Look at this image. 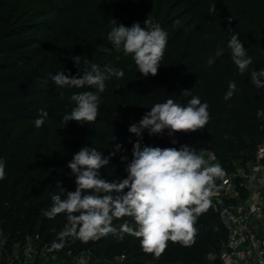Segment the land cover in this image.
<instances>
[{"label":"trees","instance_id":"trees-1","mask_svg":"<svg viewBox=\"0 0 264 264\" xmlns=\"http://www.w3.org/2000/svg\"><path fill=\"white\" fill-rule=\"evenodd\" d=\"M72 1L29 0L22 5V0H16L12 6L11 0H0V160L6 172V178L0 180V216H4L0 234L12 219L33 223L50 208L51 196L58 192L57 181L65 190H75V177L67 165L81 146L95 147L108 155L121 145L109 166L101 169V176L109 181L126 178L133 144L141 139L128 131L129 126L138 123L154 104L169 98L186 105L191 96H182V90L189 89L192 96L208 104L210 119L200 131L177 133L181 145L218 153L225 165L232 158H255L259 146L264 145V117L256 115L264 109V90H257L250 79L252 70L264 69V0H103L97 4V15L88 7L92 0L70 10ZM98 16L107 23L108 33L112 19L126 27L135 22L143 27L150 17L168 33L165 55L156 76L143 77L135 65L134 85L124 77L107 81L95 122L65 124L63 117L75 106L71 96L95 89L59 88L51 77L62 70L66 75H83V67L91 70L93 64L101 69L109 64L120 69V51L108 38L96 58L87 53L94 48L87 28L95 30ZM233 33H239L253 60L243 76L227 48ZM218 48H223V55L215 57ZM76 56H80L79 68ZM210 56L216 61L212 65L208 64ZM233 81L237 91L226 100ZM65 88L72 92L69 101L74 105L70 107L64 102ZM118 115L127 123H117ZM42 116L45 122L36 128L34 121ZM141 144L174 147L145 131ZM122 156L128 159L122 162ZM31 176L35 188L29 199L24 181ZM15 208L19 211L16 216ZM124 219L131 222L129 217ZM65 223L63 214L42 220L45 232H53L54 237ZM114 223L119 226L123 220ZM195 227L198 235L192 247L168 242L159 259L142 250L139 238L126 233L121 238L119 232L87 244L69 238L63 251L90 246L121 254L119 262L103 259L100 264H222V247L216 237L219 233L226 237V231L218 213L211 207ZM15 241L10 237L6 243L12 247ZM209 252L215 254V260L205 258Z\"/></svg>","mask_w":264,"mask_h":264},{"label":"clouds","instance_id":"clouds-1","mask_svg":"<svg viewBox=\"0 0 264 264\" xmlns=\"http://www.w3.org/2000/svg\"><path fill=\"white\" fill-rule=\"evenodd\" d=\"M108 33L112 47L119 52L131 55L138 72L143 77L156 76L164 58L168 44V33L159 23L148 17L143 22H135L131 27L117 23ZM231 19L229 20V23ZM179 23V21H177ZM231 32V29H228ZM227 48L243 76L249 71L253 60L247 53L239 33L231 34ZM223 55L218 48L215 57ZM215 57L208 58V64H214ZM75 65H81L80 56H76ZM125 75L122 69L93 64L91 70L83 67V75H66L62 70L51 77L59 88L95 89L80 91L71 96L75 106L70 114L63 117L68 121L90 124L97 120L101 95L106 91V82ZM251 83L257 90H264V69L250 72ZM237 91L233 81L225 94L230 99ZM182 96H191L186 105L176 103L169 98L156 103L146 112L138 123L129 126L128 131L142 139L147 130L149 136H161L167 132L169 137L176 133H195L209 122L208 104L202 103L198 96H192L189 89L182 90ZM47 114L45 113L44 116ZM257 117H264V109L257 111ZM42 116L34 121L35 127L43 126ZM141 139L133 144L132 159L127 163V177L109 181L101 176V169L109 166L110 160L121 150L117 144L115 150L105 155L95 147L81 146L73 154L67 167L75 177V190H65L57 181L58 192L51 196V206L43 212L49 219L63 214L66 223L57 233V239L51 242L49 251H60L69 238L87 244L109 234H129L140 239V246L146 254L159 259L168 247V242L190 248L196 243L198 218L212 207V195L218 191V179L226 176L219 163H209L203 153H197L187 144L179 147H142ZM175 143V141H173ZM127 156L121 160L126 161ZM6 178L5 163L0 160V180ZM264 183V181H261ZM222 187V185L220 186ZM125 217L131 218L125 220ZM123 220L117 226L114 221ZM134 225V226H133ZM209 261L216 259L209 252L205 257ZM80 264H85L81 259Z\"/></svg>","mask_w":264,"mask_h":264},{"label":"built area","instance_id":"built-area-1","mask_svg":"<svg viewBox=\"0 0 264 264\" xmlns=\"http://www.w3.org/2000/svg\"><path fill=\"white\" fill-rule=\"evenodd\" d=\"M156 137L174 147L181 145L177 133L169 137L165 132ZM197 153H203L209 163H219L226 172L223 180L216 181L219 190L211 197L212 208L226 231L221 263L264 264V183L261 182L264 181V145L259 146L255 158L239 163L232 158L226 165L214 152ZM33 253L31 239H26L17 249L0 241V264H15L16 258L22 259L19 264H30Z\"/></svg>","mask_w":264,"mask_h":264},{"label":"rangeland","instance_id":"rangeland-1","mask_svg":"<svg viewBox=\"0 0 264 264\" xmlns=\"http://www.w3.org/2000/svg\"><path fill=\"white\" fill-rule=\"evenodd\" d=\"M14 1L16 0H11V5L15 3ZM29 0H22V5H27ZM103 2V0H92V5L88 6L95 15H97V4H100ZM37 3V2H35ZM71 3V2H68ZM84 3V5H88L89 1L87 0H74L69 6V9H77V7H80V5ZM80 18V17H79ZM83 19V17L81 16ZM72 21V20H71ZM102 18L98 16V22L96 24V27L94 28L95 30L91 28L88 29V38L91 43H93L94 48H89L87 50L88 54L92 58H96L99 51L103 49L106 44L105 40L108 37V25L105 21H103ZM81 22H83L81 20ZM120 57L117 59V64L120 69H122L125 73L124 79L130 84L134 85V78H133V67L135 66V63L132 59L131 55H125L123 52V49L120 50L119 52ZM64 93L66 94V97L64 99V102L66 105L69 107L74 105L72 104L69 100V97L71 96L70 94L71 89L65 88ZM115 121L117 123H120L122 125L126 124L127 122L120 116H116ZM249 149V148H248ZM218 154V153H217ZM216 154V155H217ZM218 159L223 163V158L218 154L217 155ZM242 159L236 160L237 163L241 162ZM32 179V180H30ZM25 184H27L28 188L24 186L25 192L28 194V198L32 199V192L35 188V181L34 178L31 176L28 178V180L24 181ZM18 203H21V200H18ZM25 205V204H23ZM14 216L19 214V211L15 208L13 212ZM44 218L43 213L41 215H38L36 218V221L33 223L27 224L25 221H22L20 223L14 222V219H12L10 225L6 227L5 229L2 230L0 234V240L3 242H6L10 239V237H14L15 240V246L13 245V249H17L18 247H22V242L24 239H31L32 240V246L34 248V253H33V259L30 264H80L81 259L85 261V264H100L98 261H101L103 259H114L116 262L121 261V254H113L108 252L107 249L101 248L100 250L98 249H93L90 246H87L85 248H76L74 250H69V251H49V247L51 245V242L53 240H56L57 237H54V233H48L45 232L44 226L42 224V220ZM4 221V216H0V230H1V223ZM64 226V225H63ZM63 226H61L60 230L63 229ZM217 241H220L221 247L223 245L225 237L223 236V233L217 234L216 237ZM11 242L13 240H10ZM14 242V241H13ZM26 243V240H25ZM16 247V248H15ZM22 261V259H17L16 258V263L19 264V261Z\"/></svg>","mask_w":264,"mask_h":264}]
</instances>
